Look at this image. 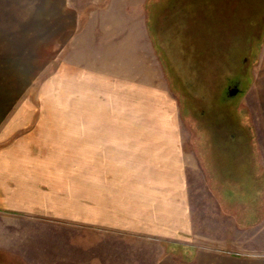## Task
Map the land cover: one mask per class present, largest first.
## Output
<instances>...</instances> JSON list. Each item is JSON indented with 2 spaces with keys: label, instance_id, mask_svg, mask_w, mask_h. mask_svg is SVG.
Here are the masks:
<instances>
[{
  "label": "crops",
  "instance_id": "1",
  "mask_svg": "<svg viewBox=\"0 0 264 264\" xmlns=\"http://www.w3.org/2000/svg\"><path fill=\"white\" fill-rule=\"evenodd\" d=\"M128 5L118 6L115 0H0V249L8 247L11 221L55 218L87 222L92 234L104 238L156 246L159 264H264V186L252 199L258 184L239 182L246 179L245 172L250 179L264 175V140L254 122L255 151L244 150L237 122L230 132L220 129L216 150L195 152L216 181L211 191L221 211L237 223L251 224L235 232L237 237L243 232L245 240L219 248L198 242L188 157L179 134L180 107L165 89L157 91L158 121L141 117L145 109L140 104L130 110V95L135 94L130 82L96 65L105 57L75 49L71 76L65 61L56 74H48L66 46H93L85 40H92L96 29H113L111 16L128 11ZM82 61L92 64H76ZM253 82L251 77L243 98ZM52 88L61 99L57 110L62 114L56 119L44 114L49 104L34 98H48ZM132 101L137 104V98ZM261 110L264 120L263 106ZM83 201L88 212L81 211ZM107 245V251L112 249ZM180 249L191 257L184 259Z\"/></svg>",
  "mask_w": 264,
  "mask_h": 264
},
{
  "label": "rangeland",
  "instance_id": "2",
  "mask_svg": "<svg viewBox=\"0 0 264 264\" xmlns=\"http://www.w3.org/2000/svg\"><path fill=\"white\" fill-rule=\"evenodd\" d=\"M115 1L124 7L128 1L130 8L128 11L123 9L121 15L111 16L108 25L113 29L93 31L92 40H85L93 46H66L65 57L63 53L58 60L56 55L48 74L51 77L56 74L65 61L69 68L66 74L71 76L75 49L78 52L85 50L83 54L90 51L97 59L105 57L108 60L96 65L106 70L110 68L108 71L115 77L120 75L130 82V89L135 93H131L130 98L134 101L137 98V104L130 101V110L140 109L137 107L140 104L145 109L139 112L141 117L158 121L157 91L159 87L164 88L180 107L179 134L183 136L188 157L190 197L198 242L214 243L213 246L219 248L236 246L237 240H245L243 232L237 237V229H246L251 224L237 223L234 217L221 211L211 191L212 182L216 181L206 173L203 162V168L200 166L195 152L198 148L204 155L206 150H216L213 144L222 135L221 128L216 127L222 108L234 119L232 129L238 125L232 111L235 110L237 116L256 124L264 140L261 110L264 107V34L260 40L253 37L256 33L258 36V30L255 34L250 31L257 20L255 12L264 0H153L152 33L147 22L149 0ZM246 55L249 61L242 64V56L245 59ZM257 58L260 59L258 63ZM76 64L88 66L92 63ZM251 77L254 84L244 98L241 92L230 96L229 91L234 87L231 85L242 82L246 89ZM54 85L57 86L56 81ZM138 89L142 94L136 93ZM51 90L44 100L37 94L34 98L39 104H49V110L44 114L56 119L62 114L57 110L61 99L54 93L56 88ZM41 114L42 111L38 117H42ZM131 117H134L132 113ZM237 132L243 136L240 128ZM243 142L244 150H253L248 132ZM84 205L85 201L81 203V211L88 212ZM10 226L8 247L0 249V264H159L158 247L120 236L108 239L94 235L87 222H61L51 218L34 222L11 221ZM107 242V247L112 248L108 251ZM169 251L175 252L174 249ZM177 252L184 259L191 257L190 252L184 253L182 249Z\"/></svg>",
  "mask_w": 264,
  "mask_h": 264
},
{
  "label": "trees",
  "instance_id": "3",
  "mask_svg": "<svg viewBox=\"0 0 264 264\" xmlns=\"http://www.w3.org/2000/svg\"><path fill=\"white\" fill-rule=\"evenodd\" d=\"M151 1H153V0H149L148 1V18H147V22H148V28H149V30L151 31V33H152V26H153V23H152V18H153V9H154V7H153V3H151ZM259 49H260V47H259ZM259 58V57H258ZM258 58H257V62H258ZM256 61L254 62V64H256ZM235 82V81H234ZM233 86H237V84H233V85H231L230 87H233ZM249 87V86H248ZM248 87L246 88V89H244V90H241V93L244 95V93L247 91V89H248ZM174 89V88H173ZM232 109V108H231ZM222 110H224L225 112L223 113V115H222V118H227V119H230L231 120V123L233 124V118H231V116L228 114V110L226 111L225 109H221L219 112L221 113V111ZM233 111V114H234V116H235V120L238 122V124L241 126V129H242V133H243V139L245 138V136H246V132H248L249 133V136L251 137V141H252V143H253V150L255 151L256 150V145H255V140H254V133H253V128H252V125H251V123H250V121L248 120V119H246V118H243V117H239V116H237L238 114L235 112V110H232ZM182 112H183V109H182ZM238 117V118H237ZM252 151V150H251ZM248 174V172H245V174L244 175H246L247 177H246V179L245 180H243V181H239L240 183L242 182L243 184H247V185H249V186H251V185H256V184H258V190H257V192L256 193H254V195H253V197H252V199H254L255 198V196H257V195H259V194H261L262 193V187L264 186V175H258V179L257 178H255V179H253V178H248L249 177V174ZM248 188H250V187H248ZM249 193H251V192H249ZM251 199V200H252ZM250 200V201H251Z\"/></svg>",
  "mask_w": 264,
  "mask_h": 264
},
{
  "label": "water",
  "instance_id": "4",
  "mask_svg": "<svg viewBox=\"0 0 264 264\" xmlns=\"http://www.w3.org/2000/svg\"><path fill=\"white\" fill-rule=\"evenodd\" d=\"M255 14L257 15V20H255L254 23L252 24V28H251L252 30H250V31H251V33L254 32V34H255V32H257V30H258V36L259 37L257 36V33L255 36L253 35V37L259 38L261 40V36H262V34H264V2L263 1L261 2V8L259 10H257V12H255ZM255 19H256V17H255ZM241 61H242V64H244L247 61L246 62V64H247L249 61V58H247V55L245 56V59H244V56H242ZM249 85H250V83L247 85V87ZM244 89H245V87L242 85V82H241L240 85L237 84V86H234L229 91L230 96H233V95L236 96L239 92H241V90H244ZM224 112H225L224 110H222L221 113L219 112L220 114H219V116H217L218 118H217L216 126L219 129L221 128L223 130H228V132H230L231 126H232L230 119L225 118L227 122L225 124L220 123V119H224V118H222V115ZM228 137L230 140V135H228Z\"/></svg>",
  "mask_w": 264,
  "mask_h": 264
}]
</instances>
